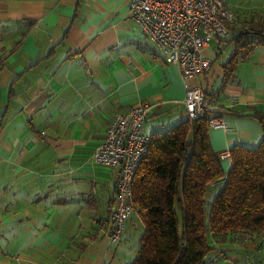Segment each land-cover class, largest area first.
Segmentation results:
<instances>
[{
    "label": "crops",
    "instance_id": "obj_1",
    "mask_svg": "<svg viewBox=\"0 0 264 264\" xmlns=\"http://www.w3.org/2000/svg\"><path fill=\"white\" fill-rule=\"evenodd\" d=\"M244 2L224 0L235 13L232 34L203 47L212 60L208 72L184 78L128 19L129 0H0V264H127L135 258L140 218L126 221L117 244H105L119 170L92 159L115 114L149 103L143 131H163L187 118L186 89L199 86L226 122L209 129L222 170L230 159L221 154L258 146L264 44L241 39L234 47L230 38L264 14L238 16L250 11ZM222 180L208 184L207 201ZM251 237H212L213 264H245L241 250L247 256L264 248L249 247Z\"/></svg>",
    "mask_w": 264,
    "mask_h": 264
},
{
    "label": "trees",
    "instance_id": "obj_2",
    "mask_svg": "<svg viewBox=\"0 0 264 264\" xmlns=\"http://www.w3.org/2000/svg\"><path fill=\"white\" fill-rule=\"evenodd\" d=\"M230 40L234 47L240 40L264 44V19L243 24ZM235 57L233 52L228 64ZM208 119L186 118L149 135L132 183L143 230L127 264H213L212 237L239 233L264 240V138L256 148L234 146L224 172L210 147ZM220 179L207 201L208 184ZM104 225L108 231L109 214Z\"/></svg>",
    "mask_w": 264,
    "mask_h": 264
},
{
    "label": "built area",
    "instance_id": "obj_3",
    "mask_svg": "<svg viewBox=\"0 0 264 264\" xmlns=\"http://www.w3.org/2000/svg\"><path fill=\"white\" fill-rule=\"evenodd\" d=\"M127 15L184 78L208 72L212 60L202 53L203 47L209 40L219 44L232 34L233 13L224 0H129ZM182 103L188 119L208 114L209 129L226 127L201 87H188ZM150 109L149 103H141L115 114L92 154L95 164L119 170L115 205L109 212V229L105 230L108 246L117 244L126 221L141 213L132 200V183L140 161L148 152L150 139L143 131V124ZM220 157L230 159V153Z\"/></svg>",
    "mask_w": 264,
    "mask_h": 264
},
{
    "label": "rangeland",
    "instance_id": "obj_4",
    "mask_svg": "<svg viewBox=\"0 0 264 264\" xmlns=\"http://www.w3.org/2000/svg\"><path fill=\"white\" fill-rule=\"evenodd\" d=\"M248 3H245V5H249V12H245V13H241L238 16L240 17H244V18H250L253 16H257L258 18L264 14V0H247ZM243 3V4H244ZM252 6V7H251ZM231 11H233V9H231ZM234 17H235V13L234 11L232 12ZM212 41H210L211 43ZM245 238H252L250 235H244ZM257 239L256 237H254L253 239L249 240L252 242H249V247H251V245L257 244L259 246H261L262 244H264V240L259 241H255L254 240ZM249 249V248H247ZM244 254H242V250L240 255H242L241 257H244L243 259L246 260L245 264H264V248H260L259 250L253 248L251 252H249V254L246 256V251H243ZM250 255V256H249ZM242 259V258H240ZM236 264H241L240 262L236 263Z\"/></svg>",
    "mask_w": 264,
    "mask_h": 264
}]
</instances>
